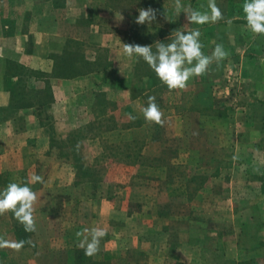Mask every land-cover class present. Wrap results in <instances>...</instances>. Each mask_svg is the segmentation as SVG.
<instances>
[{"label":"crops","instance_id":"0c3cea01","mask_svg":"<svg viewBox=\"0 0 264 264\" xmlns=\"http://www.w3.org/2000/svg\"><path fill=\"white\" fill-rule=\"evenodd\" d=\"M181 4L178 12L175 0H0V191L16 182L38 197L35 232L11 212L0 216V237L25 241L18 252L0 248V264H234L220 248L235 223L232 199L241 193L264 221L256 180L241 175L235 191L217 155L236 97L231 80L264 36L247 27L243 0H216L224 19L203 25L188 23L184 8L210 14L209 0ZM149 7L156 21L137 25ZM197 28L205 55L222 44L229 56L185 91H169L122 51V43L155 51L175 30ZM263 82L264 72L259 93ZM149 96L162 127L144 119ZM253 102L239 110L264 113V99ZM33 174L44 183H30ZM93 227L107 235L88 257L76 233Z\"/></svg>","mask_w":264,"mask_h":264},{"label":"clouds","instance_id":"9594fccd","mask_svg":"<svg viewBox=\"0 0 264 264\" xmlns=\"http://www.w3.org/2000/svg\"><path fill=\"white\" fill-rule=\"evenodd\" d=\"M183 7L181 0H175V8L178 12ZM208 8L210 14L192 8H184L188 23L203 25L218 23L224 19L216 0H209ZM242 11L247 27L251 32L257 36H264V0H244ZM138 12L139 15L134 21L137 25H151L157 19V10L151 7L141 8ZM226 22L229 25L232 23L231 20ZM200 37L199 28L188 32L177 29L168 38L169 42H156L155 51H153V45L123 43L122 51L129 59L133 57L142 58L169 91H185L191 78L206 74L214 62L219 66L220 62L229 56L222 44H216L211 56L205 55ZM142 112L146 121L161 127L164 126V113L156 103L155 96L148 97L147 106L142 109ZM130 118L135 119V117ZM233 159L236 157L234 156ZM30 183H44V178L33 174ZM37 201L36 192L28 184L22 185L11 182L0 191V216L11 212L23 226L25 232H35L36 219L34 213ZM106 235V230L100 227L85 228L76 233L80 241L79 247L84 250V254L88 257L95 256L100 251V242ZM27 243L32 244V241L28 240ZM24 245L25 241L23 240L10 243L0 237V248L11 247L18 252Z\"/></svg>","mask_w":264,"mask_h":264},{"label":"rangeland","instance_id":"374dc122","mask_svg":"<svg viewBox=\"0 0 264 264\" xmlns=\"http://www.w3.org/2000/svg\"><path fill=\"white\" fill-rule=\"evenodd\" d=\"M258 51L244 55L246 63L244 74H234V80H231L232 87L234 84L236 86L233 88L236 97H233L230 113H225L228 119H223L217 131L220 145L217 155L222 161L218 169L224 177L229 176L233 179L235 191L240 185L241 175L249 181L256 180L254 185L263 194L261 205L264 206V113H248L247 116L245 111L239 110L241 106H244L250 111L255 105L253 101L264 99V85L262 93H259L261 74L264 72V49L260 48ZM76 137L78 143L84 141L82 135L77 134ZM228 145L230 149L227 148ZM163 156L165 154L161 157ZM234 156L236 159H233ZM126 169L129 173L130 166H126ZM241 198V193H238L232 199L235 223L231 224L227 237L228 245L225 246L224 243L220 248L224 257L228 254L234 264H264V221L261 220V211L253 212V209H249ZM238 223L239 227L235 231ZM120 224L117 228L121 227ZM151 264L173 263L167 260L152 259Z\"/></svg>","mask_w":264,"mask_h":264},{"label":"trees","instance_id":"16d2710c","mask_svg":"<svg viewBox=\"0 0 264 264\" xmlns=\"http://www.w3.org/2000/svg\"><path fill=\"white\" fill-rule=\"evenodd\" d=\"M175 264H179V263H175Z\"/></svg>","mask_w":264,"mask_h":264}]
</instances>
